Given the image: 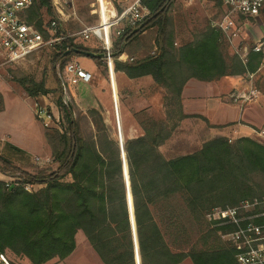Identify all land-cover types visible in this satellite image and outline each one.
<instances>
[{
    "label": "trees",
    "instance_id": "16d2710c",
    "mask_svg": "<svg viewBox=\"0 0 264 264\" xmlns=\"http://www.w3.org/2000/svg\"><path fill=\"white\" fill-rule=\"evenodd\" d=\"M174 1L144 0L152 12L151 21L115 42V70L130 79L150 76L164 91V120L153 119L144 111L136 114L143 134L124 145L111 136L101 112L92 108L87 114L96 133L81 135L73 110L63 104L54 67L56 62L63 66L82 56L73 53L75 49L102 51L67 38L52 57L54 87L27 77L18 81L31 98L56 95L61 130L48 128L45 132L56 170L47 167L27 172L0 153V174L18 180H0V252L8 250L31 264L63 261L75 251L76 234L82 231L103 264H137L136 253L140 264H181L186 259L193 264H238L237 248L223 237L233 227L211 226L216 220L209 214L264 195V143L249 137L235 142L218 137L204 142L194 153L170 159L160 147L185 119L199 117L208 124L204 117L182 111L188 81L213 82L252 74L260 67L261 57L250 52L244 64L239 55H228L229 42L209 26L195 32L190 41L175 45L173 18L168 15ZM107 4L114 10L110 18L119 15L115 0H107ZM44 16L55 18L54 1L32 0L28 23L48 37L45 26L50 20L46 22ZM155 27L154 54L129 61L131 42ZM60 29L56 36L62 33ZM124 163L129 182L123 175ZM25 185L42 187L29 192Z\"/></svg>",
    "mask_w": 264,
    "mask_h": 264
},
{
    "label": "rangeland",
    "instance_id": "374dc122",
    "mask_svg": "<svg viewBox=\"0 0 264 264\" xmlns=\"http://www.w3.org/2000/svg\"><path fill=\"white\" fill-rule=\"evenodd\" d=\"M53 1L56 12L55 18H58L60 22V30L63 34L72 35L78 33L86 27H93L99 24L98 8L100 0H73V10L71 8L62 7L56 0ZM103 2L105 5L107 20L115 19L118 15L115 18H110V14H112L114 10H112L111 6L109 8L107 0H103ZM222 6V0L221 2L218 0H199L193 3H187L185 0H175L168 8V15L173 18V30L176 42L175 45L179 46L183 42L190 41L192 39V35L197 31L203 30L208 26L212 28V22L220 20L224 14ZM44 19L46 22L50 20L48 16H44ZM156 34L157 28H151L141 34L136 40H134V42H131L129 46V54L131 58H129V61H133L132 58L134 60H138L154 54V42ZM109 36L114 37L113 29L101 31L98 35H91L90 39L88 40H84L80 37L71 38L74 39L76 44H82L89 49L101 51V39H105ZM117 40L118 38H115L114 42H117ZM225 40L226 42H229L228 55H239L238 52H241V49L238 48L237 45L230 42H249L239 37L233 38V41L229 40L228 38H225ZM97 42L100 44L98 45ZM57 47L58 46L53 45L52 47L44 48L40 52L35 53L26 61L20 62L18 64L7 63L5 58L0 54V108L1 105H3V110L0 111V140H2V142L5 140V138L8 140V143L3 144L4 147L2 150H0V153L9 159L14 165L16 164L15 166L18 165L21 170L31 173H35L37 170L47 167H50L51 170H56L57 165L54 163L51 153L46 155L41 154L42 156L29 155L32 154V152H36V150L39 151L41 145L47 143L46 138L44 139L47 128H45L41 121L38 120L36 116H34L31 101L23 98L29 96L26 94L24 88L18 81L27 77L33 79L36 82H45L46 86L50 88L54 87L55 78L53 75L51 61L52 57L57 52ZM250 47H252V44L249 45V48ZM72 59L80 63L82 67L85 70L91 72L92 75H96V83L99 89L95 91L92 87H90L89 89L84 90L79 87L76 89L75 97L72 99V103L70 104V108L73 110L74 119L78 122L81 135L85 137L94 136L96 133L95 127L87 112L92 108L100 111L102 115L105 114L106 117L108 116L106 110L103 108L104 106L102 105V102L99 101L98 97L100 96V98L104 100L106 96L103 97L100 95V93H102V91H113V86L111 83H109L110 78H106L105 71H108L109 68L111 69L112 67L114 69V63L113 66H110L105 64L103 61L99 63L96 62L95 58L86 56H75L70 60ZM59 63L61 65V62L55 63V69L56 65ZM109 76H112V74ZM247 76L248 74L243 75L242 77H244L245 80L247 79ZM93 82L94 81L92 80V83ZM255 85L258 87L256 88L261 91L260 97L261 95H264V68L256 76ZM136 90L137 89L131 88L127 90L126 93L121 89L120 94L118 95L119 102H109V104H107L108 106H106L107 108L109 107L112 113L111 117L113 121L112 125H109V123H106V121L105 123L108 124L109 129L111 130V136H113V138L121 145H124L126 140L131 139V135H133L134 138L139 137L140 130H142L139 125V120L136 118V114H139L144 108H146L147 103L145 102H148L149 100L146 101L145 99H140V97H138V93H135ZM160 90L161 89L156 85V89L150 90V94H148L151 97L150 101L153 102L152 106L155 108L149 112L144 109V112L147 116L159 121L165 117L164 106L161 107V105H164V91ZM243 90L244 89H241L240 91ZM205 95L204 89L197 90L195 94L188 92L187 109H202L206 112L207 110L205 104H209V109H211V112L207 111V113H211L210 115L213 119H216V114H219L220 117L224 113L222 108L216 112L214 103L215 99L205 98ZM18 96L19 99H16ZM145 96L149 98L147 95ZM4 98L6 99L5 105L3 101ZM32 99L35 100L34 105L36 102H39L41 105L47 106L54 117L51 128L61 130L60 109L57 106L56 95L54 93H50L46 96L40 95L37 98ZM22 100L25 102H22ZM230 102L234 104L232 99H230ZM224 107L227 109V106ZM229 110V112H232V109L229 108ZM233 112L235 114H227L228 116H226V118L228 117L231 119L234 115L236 117V115L239 114L238 110H234ZM196 122L202 123L200 121ZM233 125L234 124H229L225 126L229 128L223 130L222 132V135L229 136L226 138L230 142H235L239 138H244L233 132L235 129L232 127ZM202 130L203 129L198 127L197 124H194L193 121H188L186 119L183 120L172 135L171 139L161 146V153L167 159H170L168 156L178 157L194 153L204 144V135ZM263 131L264 130H261L259 133ZM218 136L220 137V135ZM258 136L257 138H254V140L259 143H264L261 137ZM13 147L20 149L21 152L19 153L14 151ZM120 152L123 159L125 156V150L122 149ZM47 158L49 159L48 162L42 165L38 163V160H45ZM123 175L128 181V168L126 163L123 165ZM0 180H4L6 182H18L17 178L7 177L2 174H0ZM128 182L126 183L129 195L130 185ZM30 187L31 186L29 185H25V189ZM41 187H31L30 190L37 191ZM262 197H264V195ZM260 198L257 197L252 200ZM132 204V200L129 197L128 207H132ZM228 207H225V209ZM155 217L159 219L157 212H155ZM211 226L233 227L231 224H224L222 222H215L214 225L211 224ZM234 229L236 230V228L233 227L232 230L227 231L223 235L224 239L230 244H236L235 242L237 241L236 232ZM169 240L170 238L167 236V241ZM194 240L195 236L192 237L191 241L193 242ZM76 244L77 246L75 251L68 258L63 261L54 259L47 264H103L82 231H79L76 234ZM6 254L13 264H31L26 258L18 257L8 250L6 251ZM136 259L137 264H140L138 253H136ZM181 264L193 263L190 259H186Z\"/></svg>",
    "mask_w": 264,
    "mask_h": 264
},
{
    "label": "built area",
    "instance_id": "2783aa9c",
    "mask_svg": "<svg viewBox=\"0 0 264 264\" xmlns=\"http://www.w3.org/2000/svg\"><path fill=\"white\" fill-rule=\"evenodd\" d=\"M56 1L62 7L73 10V0ZM115 1L121 9L115 19L107 20L104 2L100 0L98 25L86 27L72 35L60 33L56 36L60 29V22L58 18H54L45 26L49 33V36L46 37L33 24L28 23V11L31 8L32 0H0V54L7 63L18 64L44 48L53 45L60 47L67 38L80 37L88 40L91 35H98L101 31L113 29L114 37L109 36L101 39L102 61L113 66L116 49L114 39L121 37L126 32L142 29L152 19V12L144 4V0ZM185 1L193 3L199 0ZM222 5L224 14L220 20L212 22L211 27L220 31L225 38L233 41V38L239 36V28L236 25L238 17L256 18L264 8V0H222ZM250 52L258 54L261 57L260 65L264 66V37L254 43L252 47L241 48V52H238L244 64L248 62ZM56 75L60 84L63 104L69 108L72 99L75 97L76 89L81 85L90 84L93 80L92 73L85 70L80 63L73 59L67 61L62 67L60 63L57 64ZM253 77L254 74H248L250 80ZM229 98L235 105L242 107L256 102L260 98V92L251 85L247 90L231 93ZM35 116L45 128L52 127L54 117L46 105L36 102ZM258 135L264 141V131ZM48 161V158L40 159L38 163L42 165ZM30 188H26V190L31 192ZM209 216L216 222L231 224L236 228L234 230L237 241L234 245L237 248L235 257L238 264H264V197L256 200H243L236 206L226 209H215ZM0 264H13V262L6 253L0 252Z\"/></svg>",
    "mask_w": 264,
    "mask_h": 264
},
{
    "label": "crops",
    "instance_id": "0c3cea01",
    "mask_svg": "<svg viewBox=\"0 0 264 264\" xmlns=\"http://www.w3.org/2000/svg\"><path fill=\"white\" fill-rule=\"evenodd\" d=\"M222 8L224 10L223 6ZM236 25L239 28L238 37L245 39L249 42H233V44L237 45V47L240 49L244 47H249L250 44L254 45V43H256L259 39L264 37V8L261 10L260 14L256 18L238 17ZM97 44L99 45L100 43L97 42ZM263 68L264 66L260 65L257 72L252 73L254 74V77L252 80H250L248 76H247V79L245 80H244V77L242 76H235V77L223 78V79H220L218 81H213V82H201L195 79H191L190 81H188L182 93V111L185 115L202 116L205 119H207L208 124L199 117H193V118L186 119L188 121H193L194 124H197L198 127H201L203 129L202 130L203 135H204L203 142L213 140L214 138L219 137L218 135H220V137L221 136L229 137L228 135L226 136L222 135L223 130L228 129L229 127H224L223 129L219 130V129L210 128V126H227L229 124H234L232 126L235 128L233 131L234 133L238 134L240 137H249L252 139L257 138L259 131L264 130V97H262L264 95H261L260 99H258L256 102L246 104L242 107L232 104L229 99V95L233 91H240L241 89L247 90L248 88L251 87V85H253L256 88L257 87L255 85L256 76L262 71ZM110 74H112V76H109ZM105 75L107 79L110 78L109 83H111V85L113 86L112 88L113 91H106V92L102 91L100 95H102L103 97L106 96V98H104V100H102L100 96L98 98H99V101L102 102V105L104 106L103 108L104 110H106L108 114L107 117L105 114H103V117L106 123H109V125H112V121H113L111 117L112 113L109 107L107 108L106 106H108L107 104H109V102L110 103L119 102L118 95L120 94L121 89L123 92H126V93H127V90L131 88L137 89L135 93H138V97H140V99H145L146 101L149 100L148 102H145L147 104H146V108L144 109H146V111L149 112L153 110V108H155L154 106H152L153 102L150 101L151 99L150 95H148L150 94V90L156 89V84L154 82H151L153 80H150L152 79L150 76L130 79L126 76L124 72L116 71L115 68L113 69V67L111 69L109 68L108 71H105ZM93 81H94L93 83L91 82L92 84L90 83L87 85H81L80 87L84 90L92 87L96 91L99 89L96 83V75H93ZM199 89H204V92L206 94L205 98L215 99L214 103H215L216 112L217 110L222 108L224 113L220 117H219V114H216V119H213L210 115L211 113H207V111L211 112L210 111L211 109H209V104H205V107L207 110L206 112L202 109L200 110L199 109H187V93L189 92V93L195 94V92H197V90ZM259 92L261 94L260 90ZM144 94L147 95L149 98H147ZM23 98L31 101L33 114L35 116V105H34L35 100L29 97H23ZM16 99H19V96ZM3 101L5 105L6 99L4 98ZM22 102H25V101L22 100ZM162 106L163 105H161V107ZM224 106H227V109ZM229 108L232 109V112H229L230 111ZM144 109L142 111H144ZM234 110H238L239 114H237L236 117L234 115L231 119H229L228 117L226 118V116H228L227 114L229 115L231 113L235 114L233 112ZM196 121H200L203 124L198 123ZM142 134H143V131L140 130V136ZM133 138L134 136L131 135V139ZM6 139L7 138H5L3 142L2 140H0V150L3 149L4 147L3 144L8 143V140ZM44 139H45V136H44ZM50 153H51L50 147L46 143V144L41 145V148L39 151L36 150V152H32V154H29V155H41V154L46 155ZM168 158H174V156H168Z\"/></svg>",
    "mask_w": 264,
    "mask_h": 264
},
{
    "label": "water",
    "instance_id": "95a60500",
    "mask_svg": "<svg viewBox=\"0 0 264 264\" xmlns=\"http://www.w3.org/2000/svg\"><path fill=\"white\" fill-rule=\"evenodd\" d=\"M73 53H76V54L82 55V56H86V57H92V58L98 57L99 59L103 58V54L102 53L95 54L93 52L84 51V50H78V49L73 50Z\"/></svg>",
    "mask_w": 264,
    "mask_h": 264
}]
</instances>
